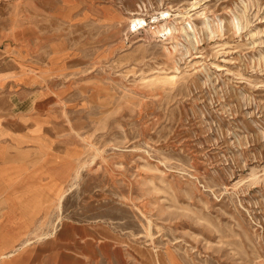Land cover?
<instances>
[{
	"label": "rangeland",
	"instance_id": "obj_1",
	"mask_svg": "<svg viewBox=\"0 0 264 264\" xmlns=\"http://www.w3.org/2000/svg\"><path fill=\"white\" fill-rule=\"evenodd\" d=\"M0 73L8 160L70 163L0 264H264V0H0Z\"/></svg>",
	"mask_w": 264,
	"mask_h": 264
},
{
	"label": "crops",
	"instance_id": "obj_2",
	"mask_svg": "<svg viewBox=\"0 0 264 264\" xmlns=\"http://www.w3.org/2000/svg\"><path fill=\"white\" fill-rule=\"evenodd\" d=\"M3 81L4 76L0 73V86H4ZM3 103L4 95H0V104ZM9 146L10 143L3 142L0 134V202L4 204L0 212V262L13 257L19 250L28 246H24L28 242L26 240L17 247L30 232L37 229V210L26 204H31L36 198L30 191L31 188L46 185L50 181L49 173L70 166L69 162L63 161L55 166L49 164L44 173L37 174L35 170H28L16 161L8 160ZM72 173L73 171L70 174ZM69 180L70 178L61 181L64 188ZM42 198L46 206L53 194L44 191Z\"/></svg>",
	"mask_w": 264,
	"mask_h": 264
},
{
	"label": "bare ground",
	"instance_id": "obj_3",
	"mask_svg": "<svg viewBox=\"0 0 264 264\" xmlns=\"http://www.w3.org/2000/svg\"><path fill=\"white\" fill-rule=\"evenodd\" d=\"M170 16L169 13H167L166 15H162L163 19H166ZM130 26H135L139 29L144 28L146 26V20L144 18H140V17H136L131 21V24H129ZM239 29V28H238ZM176 30V26L175 24H171V20L170 21H165L164 23H162L161 25H159V28L157 30V34H161L164 37L168 38V37H173L174 36V31ZM62 201V198L60 199ZM26 243H31L30 240H28V242ZM26 245V244H24Z\"/></svg>",
	"mask_w": 264,
	"mask_h": 264
}]
</instances>
